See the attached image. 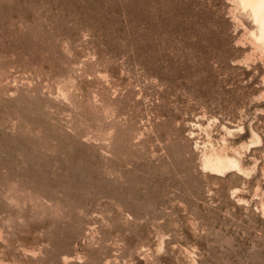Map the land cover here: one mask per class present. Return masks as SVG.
<instances>
[{
	"label": "rangeland",
	"instance_id": "1",
	"mask_svg": "<svg viewBox=\"0 0 264 264\" xmlns=\"http://www.w3.org/2000/svg\"><path fill=\"white\" fill-rule=\"evenodd\" d=\"M244 8L0 0V264H264V41Z\"/></svg>",
	"mask_w": 264,
	"mask_h": 264
},
{
	"label": "bare ground",
	"instance_id": "2",
	"mask_svg": "<svg viewBox=\"0 0 264 264\" xmlns=\"http://www.w3.org/2000/svg\"><path fill=\"white\" fill-rule=\"evenodd\" d=\"M238 1L241 3V5L247 7L244 9L247 10L249 9V12L251 11L253 18L255 19L253 20L256 21V23H258L260 29L258 30L260 33V38L258 37V39L260 40L262 38L261 41H264V0H238ZM224 156H221L217 153L210 154L203 158L202 164L205 168L213 172L224 170L225 168L230 166L236 167L237 163L233 161L234 159L230 160L231 158L228 159L227 157Z\"/></svg>",
	"mask_w": 264,
	"mask_h": 264
}]
</instances>
